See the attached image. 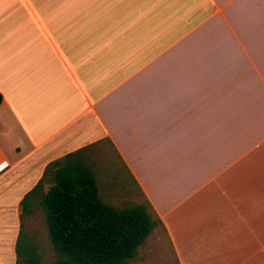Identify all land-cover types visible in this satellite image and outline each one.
Here are the masks:
<instances>
[{"label": "crops", "instance_id": "1", "mask_svg": "<svg viewBox=\"0 0 264 264\" xmlns=\"http://www.w3.org/2000/svg\"><path fill=\"white\" fill-rule=\"evenodd\" d=\"M0 93V264L70 153L177 264H264V0H0Z\"/></svg>", "mask_w": 264, "mask_h": 264}, {"label": "trees", "instance_id": "2", "mask_svg": "<svg viewBox=\"0 0 264 264\" xmlns=\"http://www.w3.org/2000/svg\"><path fill=\"white\" fill-rule=\"evenodd\" d=\"M79 159L70 153L51 161L30 191L39 196L54 264H126L161 221L147 200L123 207L105 202L94 172ZM15 253V264L38 262L21 232Z\"/></svg>", "mask_w": 264, "mask_h": 264}, {"label": "rangeland", "instance_id": "3", "mask_svg": "<svg viewBox=\"0 0 264 264\" xmlns=\"http://www.w3.org/2000/svg\"><path fill=\"white\" fill-rule=\"evenodd\" d=\"M112 201L115 203L114 200ZM136 203H145V199L139 198L128 203L115 204L123 207ZM23 221V242L32 247L33 253L37 256L38 262L34 264H54V252L48 239L45 215L40 206L36 205L31 213L25 211ZM126 264H177L174 249L160 225L151 231L139 246L136 256Z\"/></svg>", "mask_w": 264, "mask_h": 264}]
</instances>
